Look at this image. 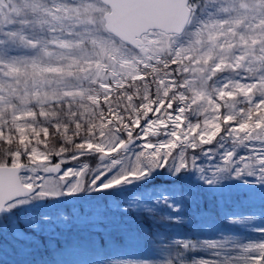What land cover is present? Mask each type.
Segmentation results:
<instances>
[{
	"label": "snow or ice",
	"instance_id": "1",
	"mask_svg": "<svg viewBox=\"0 0 264 264\" xmlns=\"http://www.w3.org/2000/svg\"><path fill=\"white\" fill-rule=\"evenodd\" d=\"M137 188L78 264H264V0H0V264Z\"/></svg>",
	"mask_w": 264,
	"mask_h": 264
},
{
	"label": "rangeland",
	"instance_id": "2",
	"mask_svg": "<svg viewBox=\"0 0 264 264\" xmlns=\"http://www.w3.org/2000/svg\"><path fill=\"white\" fill-rule=\"evenodd\" d=\"M195 119V118H193ZM241 152L244 151V149H240ZM87 162V161H86ZM90 163H92V165H90V167H94V163L92 161H90ZM98 163V161H97ZM159 182V181H157ZM148 187H151V185H149ZM146 191V189L144 188H137L134 189L133 191H129L127 192L124 197L121 196H112V197H108L105 199L104 203L105 205L110 204L109 206H104V205H100L97 206L95 202L93 203H85L83 204V208H84V212L83 214H81L79 207H73L71 209V212L73 214L74 217V224L72 226V228H79L82 227L83 229H86L83 227V225H85L90 219L95 218V215L97 213L100 212H104V211H110L112 208L115 207L116 203H121L123 200L127 199L130 200L132 199L135 195L137 194H141ZM233 196H237L236 199V203L234 205H230V209H235L237 211L240 210L241 206H244L245 208H249L245 211L248 212H244V213H249V214H255L257 217H259L260 212H259V208H260V202H259V198L257 197L255 199L254 202H249L248 201V197L246 195H244L243 193H233ZM235 202V200L231 199L230 197V203ZM50 213L53 216H58L61 212H64L65 210L63 208H53L49 210ZM237 228V230L242 231L240 237H244V236H249V235H258V234H252L249 233L247 229H243L239 226H235ZM69 229L68 227H66L64 224H59L57 230L55 231L54 234H50L49 232H45V236H48L49 239H58L59 236L57 235V232L59 231H65ZM75 230V229H74ZM89 231V230H88ZM178 234V232H177ZM65 237H67V235H64ZM180 236V235H179ZM60 238V243L63 246V251H60L59 249L55 250V246L53 245V243L48 242V249L51 250V254L50 257H52L53 261H63L64 264H78L79 261L86 259L83 256L77 255L75 253V250L72 249L71 247H69V242H78L75 241V239L72 238ZM121 240L117 241L116 239H113V248L114 251L112 253L109 254L108 260H109V264H111L112 260H120V259H138L136 258V255H131V252H134L135 254V250L131 251L130 253H127V250H122L121 249V245H118L120 243ZM37 243H39L37 241ZM85 243V242H84ZM120 253V254H118ZM138 255L139 253L136 252ZM116 254H118L116 256ZM116 256L117 258L114 259L113 257ZM143 257L139 255V259H142Z\"/></svg>",
	"mask_w": 264,
	"mask_h": 264
},
{
	"label": "trees",
	"instance_id": "3",
	"mask_svg": "<svg viewBox=\"0 0 264 264\" xmlns=\"http://www.w3.org/2000/svg\"><path fill=\"white\" fill-rule=\"evenodd\" d=\"M231 199L235 200V202L233 201L232 203H230L231 205H234L236 203V199H237V196H233L231 195ZM205 204L207 205L208 204V201L207 199H205ZM228 207L230 208V205H228ZM249 208H245L244 206H241L239 212H248V211H245ZM132 219L133 220H136V216L133 214L132 216ZM140 222H143V220H141ZM75 229V230H74ZM69 228L65 231H59L57 232V235L59 236L58 239H49L48 242H51L53 243V245L55 246V250L58 249L57 245L55 244V240H60V238H64L65 236L64 235H67V237H65L66 239L68 238H74L75 241H82V242H85V243H88L90 241H98L99 238H102L103 237V233H98L97 235L98 236H95L93 235L90 231H88L87 229H83L82 227H79V228ZM178 235H180L181 237H184V236H191L193 235V230L190 226L188 225H185L182 229H179L178 231ZM242 233V231H239L237 230L236 227H232L230 228V234H233V235H237V236H240ZM201 236H204V235H207L206 233H200ZM113 239H116L117 241L121 240V237L118 235V234H113ZM13 245H14V242L12 241V238L11 236H8L6 238V241H5V244H4V260L8 262V264H21L22 261H24L25 259H35V260H43L44 262H46V264H57V261H53L52 257H50V254L52 253L50 249L45 248V247H41L39 250L37 249H31V251H33L34 253H36L33 257H25L21 254H18L17 252H15L13 250ZM118 245H121V241ZM15 247L19 248L20 246L19 245H16ZM138 251H135V254L134 252H131L132 254L136 255V258L139 259V255L144 257V253L142 252H138L139 255L136 253ZM127 253H130L128 250H127ZM85 258H87V256H83Z\"/></svg>",
	"mask_w": 264,
	"mask_h": 264
}]
</instances>
